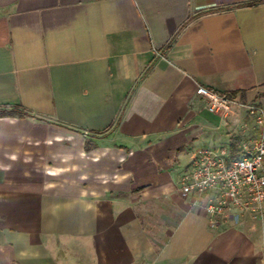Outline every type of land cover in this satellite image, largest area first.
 Returning <instances> with one entry per match:
<instances>
[{
	"label": "crops",
	"instance_id": "crops-1",
	"mask_svg": "<svg viewBox=\"0 0 264 264\" xmlns=\"http://www.w3.org/2000/svg\"><path fill=\"white\" fill-rule=\"evenodd\" d=\"M252 1L0 0V110L28 113L0 116V264H264V205L212 217L180 194L198 151L257 135ZM199 86L232 94L227 116Z\"/></svg>",
	"mask_w": 264,
	"mask_h": 264
},
{
	"label": "built area",
	"instance_id": "built-area-1",
	"mask_svg": "<svg viewBox=\"0 0 264 264\" xmlns=\"http://www.w3.org/2000/svg\"><path fill=\"white\" fill-rule=\"evenodd\" d=\"M196 95L206 102L209 113L227 116L233 106L226 94L199 86ZM247 111L257 125V135L241 144L238 157L225 158L224 150L201 149L190 170L180 180L183 197L209 194L205 211L212 217H227L232 209L262 212L264 205V111L249 105Z\"/></svg>",
	"mask_w": 264,
	"mask_h": 264
},
{
	"label": "trees",
	"instance_id": "trees-1",
	"mask_svg": "<svg viewBox=\"0 0 264 264\" xmlns=\"http://www.w3.org/2000/svg\"><path fill=\"white\" fill-rule=\"evenodd\" d=\"M264 2V0H255V1H252V2H249V3H246V4H242V5H245V6H254V5H257L259 3H262ZM186 25V24H185ZM184 27L181 26V28L179 29V31ZM178 33V32H177ZM177 34H175L171 40L169 41L168 45H171V43L175 40V37H176ZM228 97H232V94H226ZM27 111L22 107V106H16V107H13V108H2L0 110V116H13V115H17L19 117H23L25 115H27ZM239 143V140L236 139L235 142L232 144V151L235 152L236 151V144ZM90 147V144L87 143V148Z\"/></svg>",
	"mask_w": 264,
	"mask_h": 264
}]
</instances>
